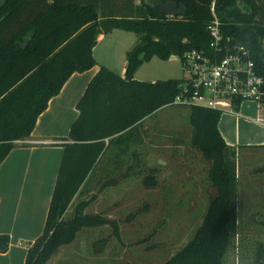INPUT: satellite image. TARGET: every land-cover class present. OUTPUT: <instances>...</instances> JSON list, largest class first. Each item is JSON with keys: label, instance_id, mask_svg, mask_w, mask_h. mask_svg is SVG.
Masks as SVG:
<instances>
[{"label": "trees", "instance_id": "16d2710c", "mask_svg": "<svg viewBox=\"0 0 264 264\" xmlns=\"http://www.w3.org/2000/svg\"><path fill=\"white\" fill-rule=\"evenodd\" d=\"M151 1L168 0H8L0 10V166L17 142L31 137L39 116L67 80L99 67L77 104L79 117L69 136L61 138L70 142L61 144L64 153L45 229L28 249L26 264H48L84 229L111 223L86 212L93 199L84 197L94 184L106 189L146 172L143 184L157 186V169L146 167L136 147L144 143L143 122L170 106L182 79L151 82L135 75L154 57L168 60L206 47L213 1L224 31L252 51L264 75V0H174L186 6L183 16L157 12ZM115 29L139 38L127 53L123 76L94 57L100 37ZM188 108L190 142L208 162L207 182L215 191L198 231L164 264H226L243 220L240 155L220 132L222 112ZM249 171L245 186L263 187L264 165ZM76 198L80 201L66 218ZM9 245L10 237L0 234V252ZM254 262H264V242L258 244Z\"/></svg>", "mask_w": 264, "mask_h": 264}, {"label": "rangeland", "instance_id": "374dc122", "mask_svg": "<svg viewBox=\"0 0 264 264\" xmlns=\"http://www.w3.org/2000/svg\"><path fill=\"white\" fill-rule=\"evenodd\" d=\"M138 41L136 34L115 29L100 39L94 57L123 76L127 53ZM187 77L178 56L168 60L154 57L135 75L137 80L151 82ZM239 112L252 118L257 115L254 105H243ZM261 115L264 116V109ZM223 117L231 137L240 135L244 144L264 143V126L229 114H222ZM142 128L144 143L136 149L147 168L157 169V186L143 184L146 172L119 179L117 186L106 189L94 184L84 197L93 199L86 212L101 214L111 223L84 229L74 243L61 248L48 264H164L198 231L208 208L209 194L215 190L207 182L208 162L190 142L189 108L159 109L143 122ZM250 148L243 146L239 150V174L244 183L240 189L243 220L241 235L235 239L226 264H257L255 253L258 244L264 242V223H260L264 221V186L244 187V176L251 177L249 170L264 165V151ZM259 191L262 194H257ZM79 201L76 198L68 208L66 218L73 214Z\"/></svg>", "mask_w": 264, "mask_h": 264}, {"label": "crops", "instance_id": "0c3cea01", "mask_svg": "<svg viewBox=\"0 0 264 264\" xmlns=\"http://www.w3.org/2000/svg\"><path fill=\"white\" fill-rule=\"evenodd\" d=\"M102 37L104 35L100 39ZM98 70L96 66L83 73H74L39 116L31 137L17 142V147L2 162L0 234L10 237V245L7 252H0V264H26L28 249L43 234L63 158L61 144L70 142L61 138L69 136L79 117L77 104ZM243 105L254 104L246 102ZM245 117L251 118H237L250 121ZM225 120L221 118L219 129L229 145L238 152L243 146L264 151V143L244 144L240 135L231 137Z\"/></svg>", "mask_w": 264, "mask_h": 264}, {"label": "built area", "instance_id": "2783aa9c", "mask_svg": "<svg viewBox=\"0 0 264 264\" xmlns=\"http://www.w3.org/2000/svg\"><path fill=\"white\" fill-rule=\"evenodd\" d=\"M213 20L208 25L209 44L193 49L182 59L187 78L182 79L179 93L170 106H201L223 114L244 117L239 109L250 102L256 117L246 118L264 125V75L258 69L252 51L237 42L223 29L216 2L211 4Z\"/></svg>", "mask_w": 264, "mask_h": 264}, {"label": "water", "instance_id": "95a60500", "mask_svg": "<svg viewBox=\"0 0 264 264\" xmlns=\"http://www.w3.org/2000/svg\"><path fill=\"white\" fill-rule=\"evenodd\" d=\"M8 0H0V10L4 7ZM155 11L164 13L167 16H183L186 13V6L184 4H178L174 0H168L167 2L151 1L148 3ZM264 60V53L262 55Z\"/></svg>", "mask_w": 264, "mask_h": 264}]
</instances>
